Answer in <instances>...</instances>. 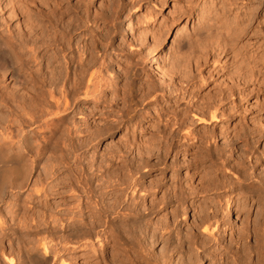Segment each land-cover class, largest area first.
Wrapping results in <instances>:
<instances>
[{
    "label": "rangeland",
    "instance_id": "1",
    "mask_svg": "<svg viewBox=\"0 0 264 264\" xmlns=\"http://www.w3.org/2000/svg\"><path fill=\"white\" fill-rule=\"evenodd\" d=\"M56 1L60 2L58 19L53 27L43 19L44 25L58 35L73 26L75 33L69 35L72 36L71 49L61 53L58 60L64 64L62 56H80L83 50L80 46L85 43L94 59L92 61L105 63L100 69L105 82L98 99L83 101L84 117L74 113L73 118H69L82 124L86 130L84 136H69L73 140L71 147L61 142L63 139L66 143L68 135L67 138H60L52 150L51 147L46 149L40 166L50 165L52 161L46 162L53 159L55 166L64 170L61 174L64 176L68 173L65 169L72 166L75 154H78L76 161L83 168L85 166L87 172H90L88 164L97 166L102 163L103 170L109 169L106 176H110L103 179L107 180V186L112 185L105 190L106 202L116 199L118 193L116 197L123 199L122 192L112 191V187L120 186L119 181L128 173L132 163L138 161L137 165H141L139 173L135 174L139 182L145 185L153 183L147 191L129 198V204L124 201L121 209L108 213V219L115 223L117 233L122 235L119 244L102 242L100 246L95 242L92 251L77 249L75 254L67 253V256L75 257L79 264L84 261V255H92L88 264H264V141H257L251 136L245 145L239 139H230L233 123L237 129L245 131L257 127L258 122L264 123V106L260 109V103L264 102V90L258 96L253 92L246 98L237 95L234 103L228 97L225 106L229 109L233 107L232 114L236 119L222 117L220 122L208 125L197 123L192 114L194 108L189 104L193 94L200 100L204 99L197 102L200 106L198 112L200 116L208 117L204 107L206 103L203 102L217 95L220 89L225 94L229 93L227 86L231 85V67L238 61L246 66L250 62L248 67H253L255 74L261 69L264 85V0H232L235 9L224 16L222 22L231 29H235L240 22L239 27L244 29L234 43L238 55L233 60L231 54L225 56L222 52L200 61L198 67L193 63L198 49L188 48L189 34L193 28L200 27L197 12L190 16H178L173 12V7H179L184 0ZM193 1L200 9L214 8L220 0ZM172 18L173 23L170 21ZM169 22L170 27H164L161 36L152 40L150 34ZM177 26L184 29L175 39ZM177 45L180 46L181 54H177L180 60L174 66L176 69H172L170 58L179 50L175 48ZM155 51L160 57L159 69L166 72L161 77L149 68ZM257 53L262 62L253 61ZM234 61L237 62L234 64ZM17 72L8 67L1 82L7 91L24 93L19 90V82L14 80L13 75ZM17 74H20L21 81L23 73ZM131 90L137 98L135 120L123 111ZM179 117H183L184 125L188 124L195 133L203 130L224 133L222 138L216 137L215 146L209 148L210 153L215 154H212L214 158L217 154L223 156L212 160L198 159L197 163H193V157L205 156L202 151L182 155L162 152L161 148L172 138L177 143L179 135L172 137L176 135L172 129H175L173 122ZM150 137H154L157 144L147 146L148 150L143 144V152H138L137 147ZM249 151H256L259 158L255 161L248 157ZM48 154L52 155L51 158ZM44 159L46 162H43ZM91 172L100 173L96 170ZM231 202L233 207L228 209L227 204ZM123 213L128 215L122 216ZM216 220L221 227L215 232V237L201 232L205 222L214 224ZM224 224L229 226L226 231H222ZM242 228L246 229L245 233L238 236ZM72 240L84 242L81 237Z\"/></svg>",
    "mask_w": 264,
    "mask_h": 264
},
{
    "label": "bare ground",
    "instance_id": "2",
    "mask_svg": "<svg viewBox=\"0 0 264 264\" xmlns=\"http://www.w3.org/2000/svg\"><path fill=\"white\" fill-rule=\"evenodd\" d=\"M182 3L177 8L173 7L174 11H172L178 16L186 14L190 16L197 12L196 18L200 26L193 28V32L189 34L188 48L198 49L193 63L199 66L200 61H205L209 56H218L222 52L225 56L231 54L234 60L238 55L236 54L238 52L234 50L236 49L234 43L244 29L239 27L240 22H237L238 28L233 29L232 27V30L222 22V18L235 9L233 7L235 3L232 0H220L214 8L202 7L200 9L195 7L193 0H184ZM58 11H60V2L56 0H0V264H79L75 257L67 256V253H74L77 249L90 252L95 242L99 245L102 242L119 244L122 235L117 233L115 223L108 219V213L121 209V203L124 204V201L128 203L129 198L132 199L136 194L147 191L146 189H150L153 184L152 182L148 185L142 184L135 177L141 166L137 165V161L136 164L132 163L128 173L123 175L119 181L118 184L122 187L116 184L112 187V191L116 189L122 192L123 199L116 197L118 193L115 196L116 199L106 202L108 199L105 201L104 196L107 195V193L105 195V190L112 185L107 186V180L103 179L104 177L110 178V176H106L109 169L103 170L102 163L97 166L94 164L95 167L93 164H88L87 169L90 172H87L84 170L85 166L83 168L76 161L78 154H75L74 162L72 166L66 167L65 170L68 173L64 176H61L64 170L55 166L53 159L47 162L44 159L43 162H52H49L50 165L40 166L46 149L51 147L50 150H52V146L58 144L60 138L64 136L67 138L68 135L66 143L62 141L63 139L61 142L64 146L71 147L73 140L69 136H74L72 134L84 136L86 130L83 129L82 124L75 120L70 119V121L69 118H73L74 113L83 118L85 114V109L82 107L83 101L98 99L105 82L100 74L101 66L105 63L99 60L92 61L89 47L85 43L80 46L83 49L80 56H69L68 58L62 56L65 60L64 64L58 60L61 53L71 49L73 43L72 36L69 35L74 31L72 26L73 28L70 27L58 35L59 33H53L47 29L43 19H46L53 27L54 21L58 19ZM173 18L170 20L171 23L174 22ZM164 27L169 28L170 22L163 24L153 34H150L152 40L161 36ZM183 29V26L176 27L175 39L180 36ZM175 48L179 49L180 46L177 45ZM179 51L180 49L176 50V54H172L170 58L171 64L169 65L172 69L177 65L176 62L181 54ZM159 58L158 52L155 51L150 58L149 68L155 70V73L161 77L166 72L159 69ZM253 61L262 62V57L257 53ZM236 62L234 61V64ZM249 64L250 62L246 66L238 61V64L231 67L230 80L232 82L229 80L231 85L227 86L229 93L225 94V91L220 89L217 95L210 96L203 102V104L206 103L204 107L208 111H206L208 117L199 115L200 106H197V102L200 99L193 94L189 104L194 108L192 114L198 124L218 123L222 117L236 119L232 114L233 107L229 109L225 106L228 97H231V102L234 103L238 96L246 98L252 92L258 96L264 90L261 69L258 68L255 74L253 67H248ZM245 66L248 68L246 69ZM8 67L23 73L21 81L18 72L13 76L15 82L21 85L19 90L24 93L4 89L1 78L8 72ZM136 99L134 91L131 90L123 105L125 115L133 120L137 118ZM260 104V109H262L264 102ZM185 111L186 109L182 111L183 115ZM184 123L183 117L173 122L175 129H172V133L176 135L172 134V137L179 135L177 143L175 144L172 138L170 143H166L161 148L164 150L162 152L171 151L182 155L185 152L202 151V155L205 156L193 157V163H197L198 159L200 161L201 159L212 160L223 156L217 154L214 158L215 154L212 153V155L209 148L211 145L215 146V138L219 136L222 138L224 133L214 132L216 130L210 132L203 130L195 133L190 126H187L188 124L185 126ZM257 124L259 126H252L251 131H245L237 129L238 127L233 123L230 133L231 141L235 138L247 145L251 136H254L257 141H264V123L258 122ZM153 138L142 141L137 151L143 152V144L147 150V146L157 144ZM48 156L51 158L52 155L48 154ZM248 157L255 161L259 158L256 151L250 152ZM93 170L100 173L93 174L91 172ZM227 206L228 209L233 207L232 202ZM220 227L219 220H216L214 224L205 222L201 232L214 236ZM228 227L224 224L222 231H226ZM245 230L242 228L238 236L244 234ZM74 237L75 240L81 237L84 242L79 240L73 242ZM91 256L84 255L82 264H88L92 260Z\"/></svg>",
    "mask_w": 264,
    "mask_h": 264
}]
</instances>
